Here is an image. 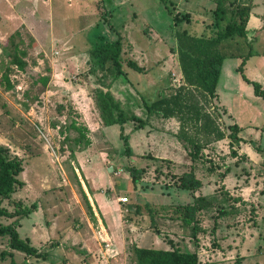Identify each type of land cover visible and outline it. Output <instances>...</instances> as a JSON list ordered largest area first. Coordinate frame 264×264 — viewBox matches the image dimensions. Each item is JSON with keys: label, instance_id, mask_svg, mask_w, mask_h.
<instances>
[{"label": "rangeland", "instance_id": "obj_1", "mask_svg": "<svg viewBox=\"0 0 264 264\" xmlns=\"http://www.w3.org/2000/svg\"><path fill=\"white\" fill-rule=\"evenodd\" d=\"M115 2L119 10L107 0H0V145L23 165L17 176L23 185L3 200V207L14 212L35 203L30 214L34 222L43 230L47 224L55 230L50 228L49 234L54 233L43 243L65 241L70 247L76 244L73 232H86L90 213L81 184L89 191L91 185L107 203L128 198L115 210V223L107 214L104 241L94 222L97 237L89 234L96 244L94 251L97 243L104 250L109 248L108 254L119 251L118 264H134L130 251L134 245L168 249L171 242L196 251L200 264H264V99L241 77L243 72L264 90V35L258 43L252 37L250 44L240 45L239 57H232L236 48H221L226 58L218 96L207 108L226 135L237 124L241 141L232 147L227 137L212 141L193 160L192 145L177 136L180 121L150 116L143 101L169 96L183 84L176 31L207 32L197 33L184 21L173 24L180 0ZM114 31L122 36L121 58L143 68L137 72L124 63L129 81L121 85L109 65L99 66L92 56L101 38L115 39ZM12 40L26 53L23 70L10 63ZM249 53L243 64L242 57ZM4 74L11 89H6ZM99 90L114 92L126 113L147 120L141 130L135 129L134 122L124 125L133 153L129 156L123 153L119 125L106 126L100 116ZM77 95L76 102L72 98ZM72 122L88 128L80 144ZM186 127L188 134H195L192 127ZM148 151L173 160L152 159ZM129 167L140 171L138 191ZM191 169L204 181L195 194L219 200L198 214L197 240L191 238V225H185L176 211L177 205L193 201V193L177 188L176 180ZM16 218L20 220L17 215L3 216L1 222L8 224ZM28 222L25 218L24 226ZM14 259L0 264H16Z\"/></svg>", "mask_w": 264, "mask_h": 264}, {"label": "trees", "instance_id": "obj_2", "mask_svg": "<svg viewBox=\"0 0 264 264\" xmlns=\"http://www.w3.org/2000/svg\"><path fill=\"white\" fill-rule=\"evenodd\" d=\"M214 2L216 3V8L212 11L213 30L211 32L196 35L185 29L176 31L175 33L183 84L178 85L175 88V92L169 96L159 97L150 103L143 101V105L150 116L160 114L163 117H173L180 121L177 136L192 145L193 150L189 153L193 160L199 158L201 149L212 141H218L227 137L230 139L231 147L241 141V138L238 136L240 128L237 124H233L230 127L231 132L226 135L219 127L215 118L207 112V108L211 99L217 98V85L223 61L226 58V54L221 52V48L227 47L228 45L224 44L230 40H235L239 46L241 42L239 39L246 37V23L250 7L238 5L236 2L228 3L226 0H214ZM183 21L189 22L190 14L179 12L174 14V25H178ZM114 32L116 35L114 40L104 41L101 38L100 42L94 45L92 56L96 59L95 61L99 66H110H107V68L110 69L113 78L129 81L127 72L123 68L124 63L137 72H142L143 68L134 60H124L121 58L122 36L119 32ZM12 44L13 51L10 54V63L18 69L23 70L26 66L24 59L26 53L13 40ZM250 54H247L245 58L242 57L243 64L246 57ZM241 67H243L242 64L237 69L241 71ZM241 77L245 82L252 84L254 93L257 96L264 99V90L261 89L259 82L249 80L243 72L241 73ZM3 80L6 82V89H11L12 85L6 74H4ZM97 92L96 103L104 124L106 126L119 125V138L124 145L123 153L127 156L133 154L128 136L124 133V124L134 122L136 123L135 129H140L147 124V120L140 118L133 112L126 113L111 92L101 90ZM71 126L78 132L79 136L76 138V141L80 144L81 140L85 138L88 128L86 126H79L75 122H72ZM186 126L192 127L195 130V134H188ZM200 132L203 133L202 137L204 139L199 137ZM85 143L88 145L89 140ZM232 154H235L234 149ZM149 157L155 159L153 156ZM22 171V160L16 156H10L8 148L0 145V237L7 238L8 247L11 250L45 258V253H41L34 247L29 238H22L20 236L17 230L18 218L8 224L1 222L3 216L11 218L17 215L23 218L32 213L36 208V204L33 203L29 207L23 206L19 210L9 212L2 205L4 199L9 198L16 191L17 187L23 185V182L17 177ZM128 171L133 187L138 191L137 185L140 181V171L136 167H129ZM176 180L177 188L190 192L197 191L202 184L201 180L196 177L193 169L176 176ZM82 194L90 216H93L86 196L87 194L83 190ZM211 202L212 198L195 196L192 202L180 204L176 207V211L181 214L183 223L187 226L191 225V238L193 240H197V234L201 231L198 214L212 206L213 202ZM220 212L225 214L224 211ZM130 251L132 253L131 260L134 264H200L196 251L181 249L173 245L172 242L168 249L134 245ZM11 253L9 251H1L0 259L3 260L7 256H12Z\"/></svg>", "mask_w": 264, "mask_h": 264}, {"label": "crops", "instance_id": "obj_3", "mask_svg": "<svg viewBox=\"0 0 264 264\" xmlns=\"http://www.w3.org/2000/svg\"><path fill=\"white\" fill-rule=\"evenodd\" d=\"M117 0H107V2H111L112 5H116V8L119 10L118 3L115 2ZM226 2H236V4L241 6H249V17L246 23V37L241 38V42L238 46V44L233 41H227L224 45H228L227 47H233L236 48L234 55L232 57H239L238 55V47L242 45L243 43H249L251 39H256L257 43L259 42V39L263 38L264 35V0H226ZM230 5V4H227ZM118 6V7H117ZM177 8V12L179 13H188L190 14V21H184L183 23H188L189 26L193 27V31L195 32H211L213 30V14L212 11L216 8V3L214 0H180V7L177 5L175 6ZM106 12V11H105ZM203 34V33H201ZM256 37H255V36ZM253 37V38H252ZM251 56V54L249 55ZM248 56V57H249ZM120 80V85L123 83H127L128 81L118 79V82ZM99 81V80H98ZM82 96L81 92H79ZM112 93V92H111ZM218 93V92H217ZM75 95V93H74ZM80 95L74 96L72 99L77 102V98L80 97ZM114 95V92L112 93ZM218 96V94H217ZM87 101V100H86ZM126 125V123L124 124ZM142 128H140L141 130ZM148 153L151 154L154 158L158 159H166V160H173L170 156L168 158L163 157L160 154H154L152 151H148ZM79 168L84 173L85 170L81 164H79ZM76 172H79V169L77 167L75 168ZM196 172V171H195ZM196 174V173H195ZM196 177L201 180L202 184L201 187L193 193L195 196H206L203 193L202 194H195L196 192L200 191L204 186L203 178L199 177L196 174ZM87 179V178H86ZM89 183V181H88ZM83 190L87 195L89 204L91 206V210L93 213V216L86 217L85 222V230L86 232L81 231H75L70 236L73 237L76 240V244L74 242L72 243V246L69 247L68 244L65 243V241L56 242V244H51V240L49 243H43V240L50 237H52V234H49V230L52 226H45V230L42 229L38 223H35L33 220V216H25L23 218H20L18 220L17 230L22 238H29L31 241V244L36 247L41 253H45V258L40 259L41 257H35L32 255H26L25 253L17 250H11L8 247L7 238L6 237H0V252L1 251H9L12 252V256H8L5 259L1 260L0 262L7 261L8 258L13 257V259L18 256V259H14L16 263L18 264H92L93 261H99L100 264H118V254L119 251L116 250V252L111 255L107 253V250L109 248H106L104 250L102 247H100V243H97L96 251L93 250V247L96 245L95 243H92V238L89 237V234L94 233L93 222L96 223V228L101 229L98 232L100 233L103 239H106L107 236V227L105 226V222L108 221L107 214L110 213V221H116L115 216V210L118 209L123 203L119 201V198L116 199V202L112 199L109 203H107V198L103 196L102 193L94 190V188L90 185V191L87 188L83 187V184H81ZM91 192V193H90ZM209 198V197H208ZM213 199V198H212ZM193 200V199H192ZM215 201H219L215 198ZM100 212V215L98 213ZM118 215H120L118 213ZM27 218L29 220L28 225L24 226V219ZM44 228V227H43ZM93 229V232L91 231ZM20 230H23V233H20ZM52 231L54 230V227H52ZM60 234V233H59ZM95 234V233H94ZM97 237V234L93 235V238ZM47 241V240H46ZM93 242H95L93 240ZM92 243V244H91ZM99 251V252H98ZM108 254V256H107ZM57 255V256H55ZM123 264V263H122Z\"/></svg>", "mask_w": 264, "mask_h": 264}, {"label": "built area", "instance_id": "obj_4", "mask_svg": "<svg viewBox=\"0 0 264 264\" xmlns=\"http://www.w3.org/2000/svg\"><path fill=\"white\" fill-rule=\"evenodd\" d=\"M119 201H120L121 203H123V202H127V201H128V198H127V197H121V198H119Z\"/></svg>", "mask_w": 264, "mask_h": 264}]
</instances>
